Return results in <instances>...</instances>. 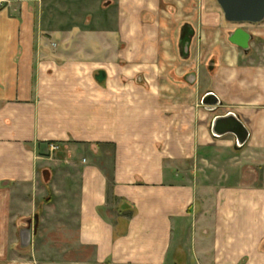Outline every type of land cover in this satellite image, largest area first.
Wrapping results in <instances>:
<instances>
[{
  "label": "crops",
  "instance_id": "1",
  "mask_svg": "<svg viewBox=\"0 0 264 264\" xmlns=\"http://www.w3.org/2000/svg\"><path fill=\"white\" fill-rule=\"evenodd\" d=\"M230 114L243 145L212 131ZM0 264H264V21L215 0H7Z\"/></svg>",
  "mask_w": 264,
  "mask_h": 264
},
{
  "label": "water",
  "instance_id": "2",
  "mask_svg": "<svg viewBox=\"0 0 264 264\" xmlns=\"http://www.w3.org/2000/svg\"><path fill=\"white\" fill-rule=\"evenodd\" d=\"M221 7L226 21L233 24H259L264 21V0H215ZM229 41L244 49L249 48L251 36L242 28L233 31L229 36ZM203 105L207 106L211 111L219 105L217 97L213 94H208L203 99ZM229 125L236 135L240 145H243L248 138V132L243 123L233 114L227 117L216 118L213 126V133L216 136H221L231 130L222 132L221 125ZM227 129V128H226Z\"/></svg>",
  "mask_w": 264,
  "mask_h": 264
},
{
  "label": "rangeland",
  "instance_id": "3",
  "mask_svg": "<svg viewBox=\"0 0 264 264\" xmlns=\"http://www.w3.org/2000/svg\"><path fill=\"white\" fill-rule=\"evenodd\" d=\"M220 152H221V158H223L225 160V162H228V160L231 158L232 160V155L229 154L228 150H225L223 148L220 149ZM224 152V153H223ZM203 156L210 160L212 158V153H211V150L210 149H204L203 151ZM230 161V160H229ZM199 169H200V174L202 175L201 177H208V180L204 183L206 184H211V179H210V176L212 175V173L216 172V168L215 170L213 171L212 169V166L211 164H201L199 166ZM218 171H220L221 173H227V169H226V166L223 164V165H220L219 168H218Z\"/></svg>",
  "mask_w": 264,
  "mask_h": 264
},
{
  "label": "built area",
  "instance_id": "4",
  "mask_svg": "<svg viewBox=\"0 0 264 264\" xmlns=\"http://www.w3.org/2000/svg\"><path fill=\"white\" fill-rule=\"evenodd\" d=\"M6 2H7V0H0V8H2L3 4L6 3ZM58 150H59V146L58 145H56V144L51 145V151L52 152H56Z\"/></svg>",
  "mask_w": 264,
  "mask_h": 264
}]
</instances>
